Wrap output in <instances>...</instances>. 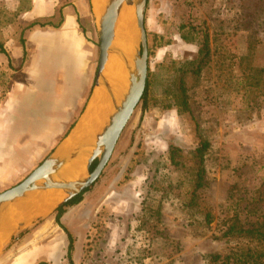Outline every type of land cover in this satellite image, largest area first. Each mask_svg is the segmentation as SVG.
Here are the masks:
<instances>
[{"label":"rangeland","instance_id":"rangeland-1","mask_svg":"<svg viewBox=\"0 0 264 264\" xmlns=\"http://www.w3.org/2000/svg\"><path fill=\"white\" fill-rule=\"evenodd\" d=\"M30 6L31 0H0V193L59 145L95 88L94 23L86 35L93 75L78 114L63 134L45 137L39 129L49 112L37 106L48 90L62 89L32 83L38 70L28 66L35 54L28 45ZM145 26L148 107L141 100L97 182L65 208L73 264H207V255L238 244L215 238L229 218L238 215L247 226L264 219V81L255 85L242 75L248 66L264 70V0H148ZM205 42L209 59L194 73L197 62H189ZM182 84L189 111L170 106ZM202 140L210 147L201 164L195 151ZM56 215L0 244V264H71Z\"/></svg>","mask_w":264,"mask_h":264},{"label":"water","instance_id":"water-1","mask_svg":"<svg viewBox=\"0 0 264 264\" xmlns=\"http://www.w3.org/2000/svg\"><path fill=\"white\" fill-rule=\"evenodd\" d=\"M124 4L134 6V20L137 27L136 31L133 24L135 38L131 43L130 53L115 42L118 19ZM147 5L148 0H104L101 10H97L93 3L95 24L100 40L95 88L104 86L108 89L112 100L111 112L104 124L100 125L92 136L83 138L70 148H64L66 141L75 135L80 120L49 156L22 182L0 193L1 245L30 223L49 212L56 211L72 198L86 192L101 176L146 91L149 72L148 35L145 26ZM113 53L125 60L127 72V86L125 87L113 84L106 75L107 62ZM81 157L88 159L86 171L73 175L69 167ZM95 160H98V164L94 170H91ZM51 189H63L66 192V196L53 209L46 212L20 209L21 205L31 197ZM12 219L14 225L12 224L11 227L9 223H12ZM4 232H8L9 236L2 240Z\"/></svg>","mask_w":264,"mask_h":264},{"label":"crops","instance_id":"crops-1","mask_svg":"<svg viewBox=\"0 0 264 264\" xmlns=\"http://www.w3.org/2000/svg\"><path fill=\"white\" fill-rule=\"evenodd\" d=\"M93 3L94 0H31L30 8L25 10L31 21L52 24L36 25L28 35V45L35 52L28 66L38 70L32 83L62 89L59 95L48 90L49 97L37 106L49 112L42 117L39 129L45 137H58L72 125L71 118L78 114L92 78L86 35L95 23Z\"/></svg>","mask_w":264,"mask_h":264},{"label":"trees","instance_id":"trees-1","mask_svg":"<svg viewBox=\"0 0 264 264\" xmlns=\"http://www.w3.org/2000/svg\"><path fill=\"white\" fill-rule=\"evenodd\" d=\"M36 25L46 26L52 25L50 22H41L38 20L33 21L28 28H32ZM186 39L185 36H183ZM24 44V41H23ZM1 51H5L3 47H1ZM24 56H26V49L24 48ZM210 56V48L207 42H205L202 48L199 51V56L195 58L193 61L189 62L192 66L196 64V68H193L194 73H200L202 69V64L205 63ZM206 60V61H205ZM248 73L243 72V76L245 79H253L256 82L253 84L260 85L264 78L262 74L264 70L257 69L254 67H247ZM150 87V80H147L146 91L143 95L142 102L143 107L146 109L148 107V89ZM170 106H176L177 108L189 111V95L187 94V89L184 84L180 85L179 90H173V94H171V103ZM210 142L207 140H202L201 145L196 149V153H198V157L200 163H203L204 154L209 149ZM98 164V160H95L91 166V170H94ZM205 169L201 167L198 171V186L201 187V181L203 178V174ZM89 190V189H88ZM87 190V191H88ZM85 193V192H84ZM84 193L77 195L72 198L63 206H60L56 209V221L67 233L69 245H68V258L73 264L72 260V252L74 250V239L71 233L63 226L61 222V218L63 214L66 212L65 208L68 206H74L79 204L84 196ZM216 239L226 240L228 243L233 240L238 241V244L235 247L229 249L227 253H212L206 256L207 264H264V219L260 222H254L250 225H245L242 223L240 217L238 215L229 218L226 221L225 227L221 229L220 234L215 236ZM39 264H46L45 262H40Z\"/></svg>","mask_w":264,"mask_h":264},{"label":"bare ground","instance_id":"bare-ground-1","mask_svg":"<svg viewBox=\"0 0 264 264\" xmlns=\"http://www.w3.org/2000/svg\"><path fill=\"white\" fill-rule=\"evenodd\" d=\"M104 0H94V5L97 10H101ZM134 6L124 4L118 19V32L116 36V44L123 48L127 53H130L131 43L133 41V21L135 18ZM106 75L117 86H127V72L125 68V60L123 57L112 54L107 62ZM90 105L87 108L86 114L77 125L75 135L69 138L64 148H70L81 141L83 138L90 137L96 129L103 125L111 112L112 100L109 91L104 86H97L90 99ZM87 158L81 157L76 160L70 167L69 171L73 175H79L86 171ZM66 192L63 189H51L45 193L31 197L28 201L21 205L23 210H40L43 212L53 209L63 198ZM9 226L14 225V220H11ZM13 224V225H12ZM2 240L9 236L8 232H4Z\"/></svg>","mask_w":264,"mask_h":264}]
</instances>
